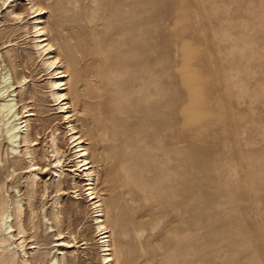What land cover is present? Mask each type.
<instances>
[{
	"label": "rangeland",
	"instance_id": "1",
	"mask_svg": "<svg viewBox=\"0 0 264 264\" xmlns=\"http://www.w3.org/2000/svg\"><path fill=\"white\" fill-rule=\"evenodd\" d=\"M36 1L69 71L73 123L91 152L115 264H264V0ZM28 8L0 1V66L14 82L27 78L15 95L20 116L35 114L31 145L43 170L30 188L24 144L13 155L0 132V200L24 206L33 264L63 252L66 264H102L88 183L74 172ZM12 10L26 19L13 21ZM59 194L63 237L48 221Z\"/></svg>",
	"mask_w": 264,
	"mask_h": 264
},
{
	"label": "bare ground",
	"instance_id": "2",
	"mask_svg": "<svg viewBox=\"0 0 264 264\" xmlns=\"http://www.w3.org/2000/svg\"><path fill=\"white\" fill-rule=\"evenodd\" d=\"M0 1L2 2L3 6H7L15 2V0H0ZM27 3L29 6L28 15H33V19H34V23L32 25L33 32L31 33V35L32 34L34 35L33 46L36 49L39 57L42 59L43 66L46 72L48 73V76L50 77L49 85L51 89V96L55 102V106L58 107L59 114L63 115L64 124L68 125V127L66 128V134L68 135L67 137L70 141L69 143H71V145L73 146L72 148L75 151L74 160L76 161V164L74 165L75 168L74 172L78 173L80 177L82 176V180L88 183L85 185L86 190L84 192L86 194L88 193V198H89L88 202L91 203L90 206L92 207V211L94 215L93 227L96 233V238L98 239L97 243L100 249L101 262L102 264H115L116 263L115 249L111 241L112 231L110 229V225H108L107 223V215L105 212V208L103 207L101 196L97 191V187H96L97 178H96L95 167L93 165V162L91 161V152L90 149L87 147L84 136L78 130L77 126L73 123L75 122L74 117L76 115L73 114L75 112L74 106L73 104H71V102H69V96L66 92L68 91L67 80L69 78V71L67 69V65L64 63L63 59L61 58V53H60L62 52L61 47L53 43L52 39L50 38L47 27L44 26L45 25L44 17L46 14H48L47 9L39 6L36 0H27ZM17 11L12 10L9 15L12 17L13 21L22 22L25 18L24 17L25 14ZM2 71L3 70L1 69L0 66V97H1L0 132L3 135H5L8 143L11 144V154L13 155L18 154V148H20L19 146L24 144L25 151L22 157L28 160L29 165L27 168L32 169L31 172L29 171L30 177H28L27 179L28 181H30V185H29L30 188L34 189L35 187H37L38 180L40 179L42 174L39 171L43 170L38 168V164L35 162L36 153L33 150V146L31 145L35 141L32 140L31 138V133H30L31 126L29 122H30V118L35 117V114L32 111H26L24 114H27V116L25 117L20 116L21 113L18 112L19 103H23L24 101L23 99L17 101L16 100L17 95H15L17 89H20L19 92L21 94L20 96L21 97L23 96V93L27 87V78L22 77L21 79H18V77H16L14 82L13 76L10 73V71H7L5 73H2ZM28 107L29 106L23 105L22 110H27ZM56 132L57 130L52 131L51 147L53 149L52 155L55 157L54 160V164L56 165V170L54 171L55 177L56 179L57 178L60 179L59 186L61 187L62 185L61 179L63 177L64 168H65L63 166L64 161L62 156L64 155V152H62L60 147L57 145L58 139ZM35 145L38 144L35 143ZM8 169L10 168L8 167ZM8 169H7L6 178L11 177V173L8 171ZM0 190H2V187H0ZM61 192L63 191L61 188H59L57 193H61ZM75 194H77V198L80 197L78 191H76ZM61 198L62 195L59 194L53 203V208L50 213L51 219H48V217H44L45 220L48 219V221H52V223L55 225L52 226L50 229L53 230L54 228H56L58 230L57 236H62L59 227L61 224V214H62L59 208ZM23 214H24V206L20 201L11 200V203H9L5 199L0 200V264H33L30 259V253L26 249V242L29 240L26 239L27 230L24 221L22 219ZM32 228L33 229L36 228L34 224ZM29 231L31 230L29 229ZM31 238H35V236H32ZM13 239H15L14 243L12 242ZM63 243L64 245L67 246V248H72V244H75L71 242H63ZM14 245H15V250L12 249V246ZM40 250H41L40 246H35L33 248V252L35 253H38ZM35 255L36 254H33L32 257L33 261L37 259ZM60 256L62 257L61 258L57 257L56 259H53L49 264H66L67 262L66 254L63 252L62 255ZM35 264H38V262L36 261Z\"/></svg>",
	"mask_w": 264,
	"mask_h": 264
}]
</instances>
